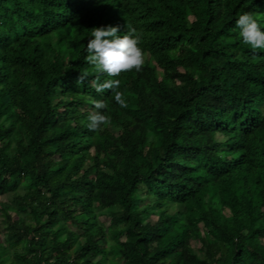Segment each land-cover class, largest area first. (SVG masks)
<instances>
[{"label":"trees","instance_id":"1","mask_svg":"<svg viewBox=\"0 0 264 264\" xmlns=\"http://www.w3.org/2000/svg\"><path fill=\"white\" fill-rule=\"evenodd\" d=\"M244 12L264 31V0H0V264H264V49ZM106 25L141 36L125 108L85 62Z\"/></svg>","mask_w":264,"mask_h":264},{"label":"clouds","instance_id":"2","mask_svg":"<svg viewBox=\"0 0 264 264\" xmlns=\"http://www.w3.org/2000/svg\"><path fill=\"white\" fill-rule=\"evenodd\" d=\"M260 13L244 12L236 20V28L239 29V37L244 44L249 45L255 51L264 49V31L261 30ZM127 31L120 34V25L94 27L90 30L91 38L85 45V62L92 66L96 73L92 80V87L98 93L111 90L116 104L121 108L127 107L124 92L120 91L121 81L115 79L132 70L140 71L144 64V51L141 44V36L137 29L125 26ZM107 75L113 79L100 82V76ZM87 73H81L77 84H84ZM92 109L87 115V127L90 131L101 130L103 126L111 123V117L105 113L107 103L103 99L88 98Z\"/></svg>","mask_w":264,"mask_h":264},{"label":"rangeland","instance_id":"3","mask_svg":"<svg viewBox=\"0 0 264 264\" xmlns=\"http://www.w3.org/2000/svg\"><path fill=\"white\" fill-rule=\"evenodd\" d=\"M145 201H147V199H145ZM7 202V199L3 196V197H0V207L2 206L3 203ZM153 219H156L155 216H152ZM103 221H106L108 222L109 219L107 217H102L101 218ZM194 245H197V241H194L193 242Z\"/></svg>","mask_w":264,"mask_h":264}]
</instances>
